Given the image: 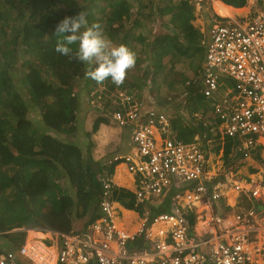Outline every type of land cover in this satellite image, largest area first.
Masks as SVG:
<instances>
[{"label": "built area", "instance_id": "obj_1", "mask_svg": "<svg viewBox=\"0 0 264 264\" xmlns=\"http://www.w3.org/2000/svg\"><path fill=\"white\" fill-rule=\"evenodd\" d=\"M257 1L239 17L246 22L213 24L202 37L203 69L196 90L190 81L187 86L192 96L213 103L203 121L209 132L184 143L157 101L116 100L124 112L113 119L132 133L130 150L115 161H125L139 203L168 209L153 219L162 224L157 234L146 222L131 234L117 231L105 183L104 218L94 226L102 240L55 233L47 235L50 244L31 236L1 242L0 264H90L93 257L97 264H264V182L243 177L239 166L223 160L226 139L246 160L264 135V0ZM218 148L215 164L212 150ZM141 238L146 247L132 250L130 242Z\"/></svg>", "mask_w": 264, "mask_h": 264}, {"label": "trees", "instance_id": "obj_2", "mask_svg": "<svg viewBox=\"0 0 264 264\" xmlns=\"http://www.w3.org/2000/svg\"><path fill=\"white\" fill-rule=\"evenodd\" d=\"M87 1L81 0L80 4L83 6L78 7L76 0H0V173H5L6 168L11 173L15 172L14 175L8 173L9 175L0 178V231L15 227L46 226L68 232L73 222L75 200L78 205L76 217L81 218L89 211L90 201L97 199L98 202L102 196V186L97 178L99 173H104L105 170L102 171L101 166V169L96 170L94 161L89 160L87 163L81 151L76 145H72V142L66 144L59 137L48 132L40 133L34 128L32 120L27 119L29 104L21 94L25 89L30 100L43 107V120L52 132L73 134L76 130L73 126L79 103L78 94L73 92L75 84L77 80L92 84L89 94L92 93L94 86L92 82H88V73L84 72L86 61L81 51V40L69 29L67 16L78 20ZM94 1L100 3L94 6L100 12L105 11L107 7L112 9L111 14L106 16L109 25L120 21L130 10L128 1L125 0ZM222 1L236 8L245 7L247 4V0ZM213 8L219 14L215 6ZM166 9L174 14L173 9L165 7L160 12L162 16ZM185 9L182 37L179 40L178 36L168 39L167 45L159 48L156 60L154 56V66L148 65L145 70L147 72L145 78L148 76L152 78L151 93L163 84L175 91L179 80L176 77L171 78L174 72L169 65L168 57H171V51L186 58L191 70L198 74L201 70L205 55L201 46L202 35L192 25L196 18L193 9L188 6H185ZM229 9L230 17L246 11ZM89 15L91 13L85 18L89 21L88 28L92 33L96 32L97 46L102 50L106 46L105 42L100 40L104 26L91 22ZM134 20L138 23L137 27H142L145 21L140 16H136ZM129 37L137 43L142 39L141 34L120 39L122 43L119 44L118 52L129 55L126 41ZM21 46L26 55L38 60L37 64L32 62L31 70L26 73L21 72L20 67L14 64L12 59L15 50ZM107 52L112 55L111 50L108 49ZM197 59H200L198 63ZM112 73L113 71H105L107 78H111ZM100 76L97 85L105 84ZM158 78L162 81L160 82ZM110 83L114 89L116 87L114 81ZM158 93L156 91V96L153 94L158 100L157 104L165 103L161 101L162 97L158 96ZM50 98L52 102H49ZM186 104L193 113L200 112L203 117L213 108L212 101L198 95L189 97ZM160 110L163 111L162 108ZM116 111H123V108L119 106L111 110L112 113ZM99 122L108 124L106 119ZM179 126L178 122H173L175 130L179 129ZM196 128L199 132H209V128L205 127L203 122ZM181 129L182 126L179 133L185 136ZM188 129V134L196 133L193 128ZM96 130L98 127H95ZM125 131L129 135L132 133L131 128ZM208 137L213 136L210 134ZM113 171L114 168L108 170V173ZM63 174L69 178L71 192L55 182L56 175L62 178ZM113 190L112 199L120 200L126 208L135 210L134 196L131 195V200L126 202L121 197L125 190L117 187H113ZM137 210H141V207ZM98 217L100 215L95 214L91 221ZM23 236L24 234H21L19 238ZM142 244V240H136L131 243V247L138 248Z\"/></svg>", "mask_w": 264, "mask_h": 264}, {"label": "rangeland", "instance_id": "obj_3", "mask_svg": "<svg viewBox=\"0 0 264 264\" xmlns=\"http://www.w3.org/2000/svg\"><path fill=\"white\" fill-rule=\"evenodd\" d=\"M125 1H128L132 4L134 3V0ZM80 3H82L81 0H76V5L78 7L83 6V4L81 5ZM95 5H100V3L98 1L95 2L94 0H88L87 5L84 6L82 16L79 17L77 21H73L72 18L67 16V19H69V29L77 38L81 40V48L85 55L86 61V65L84 67L86 70L84 72L88 73V82H92L94 86L92 93L89 94V89L92 87V84L88 85L87 82L82 80H77L75 84L73 92L76 95L78 94L77 102L79 103V108L73 126L76 128V130L73 132V134H59L52 132V130H50V128L45 125L46 122L43 120V107L32 102L25 89H23L24 93L21 94L25 97L26 102L29 104L30 108L27 110V119L35 122L36 125L34 126L36 127L34 128H36L40 133L48 132L51 135L57 136L60 139L64 140L66 144H71V142L73 143L72 145H74V143L77 144V148L81 151V154L83 155L84 160H86L87 163L89 162V159H91V156H93V153H95L96 150H99L98 158L93 163L96 164V170L98 168H102L103 171L104 168L109 167L108 159L112 156V154H114L113 150H110L111 145L120 148L119 152L116 153L118 150L115 151V154L113 156L125 155L127 152H125L124 150L130 148L129 134H126L127 132L125 131V129H122L116 123L114 124L111 122L112 120L110 117V113H108L107 111L112 110L115 106V100H118L119 97L118 94L123 93L120 90H124L125 94H127L130 90L133 89H137L139 91H148L149 89H151V84H149L148 89H146V83L148 82V79L151 78V76H148V78L146 79L145 77L147 76V72L145 70H147L148 65L154 66V60H151L149 57L151 55L156 57L158 50H153L151 53L146 54L147 52H150V50L146 49V53H141L139 58L137 59V65L130 63L131 59H127V61H124L122 59L123 57L120 54L118 55V47H116V44L119 43V40L124 37H128L129 34L133 31L131 33L132 35L137 36L139 34H142L144 38L147 39V42L152 41L154 40V37L152 33H150V31L153 28V25L147 22L143 23L142 27H137L138 23L134 20L137 14L134 15L133 13L130 15H125L120 21L112 22V24L109 25L106 22V16L110 15L112 9L107 7L105 11L100 12L99 9H96L94 7ZM213 6L211 5V2L209 0H206L205 2H202V10L200 12L201 16H199V11H195L196 18H206L202 21L205 31L209 30L213 24L223 22L221 19L215 17L216 15L214 13L215 10ZM135 9L136 5L134 6V10ZM255 9L256 8L254 6L253 10ZM145 10L146 9H143V16ZM88 13H91V15H89L90 19L92 20L91 22L101 23L104 26V28L102 29V35L106 46L102 50L97 46L98 42L95 34H93V37H90V39L86 41L87 34L90 30H87L85 25L77 26L79 21L88 24L87 22L89 21L85 19ZM235 18L239 22H246V19H241L238 16H235ZM169 19L170 17H166L160 20L159 15H157L152 19V23L163 24L168 22ZM199 22L200 21H197L196 19L192 22V25L197 26L199 25ZM155 29H157L156 25L154 26L153 30ZM108 48L112 52V55H110L111 57L109 58H107ZM143 50L144 49H142V52ZM171 54V57H168L170 60V68L172 69V71L174 70L171 78L176 77L179 80L178 84L175 88V91H172L165 84L160 85L159 89L156 90L159 92L158 96L161 95L162 97L160 98L162 99L161 101H164L168 106L170 103H177L178 101H180V99H182V97L184 96L183 94L188 96L186 90L187 88L191 89L190 86H187L188 81L192 83L193 86L191 87H194L195 89L196 82L198 81L197 79L203 69L204 61L202 60V67L198 74V72H196L195 70H191L188 62L186 61V58L175 55V51H171ZM204 58L205 57H203V59ZM12 59L14 61V64H17V66L20 67L21 72L25 73L31 70L32 62H34V64L38 63V60H36L34 57L26 55L24 53V49L22 46L18 47L17 51L15 50ZM199 60L200 59H197L196 63H198ZM104 68L107 70H114L111 78H107L106 75L103 74ZM150 68L151 70H154L152 67ZM99 76L100 78L104 79L105 84L97 85ZM120 76H122L123 79L126 78V81L123 83V85L119 82V80H121L119 79ZM113 79L116 84V87L114 89L111 88L112 83H110V81H112ZM158 80H160V78H158ZM161 81L162 80H160V82ZM16 83H18V81H16ZM119 83L121 86L119 85ZM185 86H187V88H185ZM156 91L153 92L154 95H156ZM169 98L171 99V101H169ZM148 99H150V96H142L143 102H147ZM176 100L178 101L176 102ZM52 101L53 100L50 98L49 102ZM178 104H180V102H178ZM107 105H109L110 107L108 108ZM173 106V104L169 106L171 111H173ZM177 108L178 110L180 109L179 107ZM101 119L108 120V124L99 122ZM192 121L194 123V120ZM95 127H98V130L95 131ZM123 131H125V133ZM261 138L264 139V135H262ZM124 162L125 161L122 159L121 163L124 164ZM229 164L233 166H241V172L247 171V167H245L247 164H244L243 162L241 163V165H239L240 163L236 164L230 161ZM12 167L14 168V165H12ZM105 171L107 173L108 170L105 169ZM118 171L122 172L121 168H118ZM4 172L5 173H0V178L4 177L6 174L9 175L8 173H10V175L15 174V172L11 173V171H8V168H6ZM122 174L125 176V173ZM242 174L243 173H241V175ZM62 181L63 179L60 180V182ZM65 184H67V182L64 180V187H66ZM163 211H166L164 206H160L158 209L153 210L155 214ZM91 214L92 213L90 211L87 212L86 216L88 219L91 217ZM117 218L122 221V217L117 216Z\"/></svg>", "mask_w": 264, "mask_h": 264}, {"label": "clouds", "instance_id": "obj_4", "mask_svg": "<svg viewBox=\"0 0 264 264\" xmlns=\"http://www.w3.org/2000/svg\"><path fill=\"white\" fill-rule=\"evenodd\" d=\"M194 2H196V3H202V2H205L206 0H203V1H197V0H193ZM210 2H211V5L213 6V4L214 3H212L213 2V0H209ZM216 1V0H215ZM218 1H222V0H218ZM251 2H252V5L253 6H255V8H256V6H258L259 5V2L257 1V0H250ZM247 2H248V0H247ZM226 4V3H225ZM228 5V4H227ZM111 9V8H110ZM143 9H146L145 10V13H144V16H143ZM143 9H139V13L137 14V16H140V17H142L145 21H143V23H150V24H152L153 25V27H154V24H156V23H152V19L153 18H155L157 15H159L160 14V12H157V11H155V9H154V7H149V6H147V7H143ZM250 10H253V8L251 9L250 8ZM215 12V11H214ZM111 14V13H110ZM216 15V14H215ZM216 18L217 17H219L218 15H216L215 16ZM221 18V17H220ZM232 17H228V18H221L222 19V21H227V20H230ZM73 20V19H72ZM73 21H77V20H73ZM142 23V24H143ZM67 24H69V21L67 22ZM158 24V23H157ZM79 25H85V27H86V29L87 30H90L89 28H88V25L86 24V23H83L82 21H79L78 22V24H77V26H79ZM76 26V27H77ZM133 32V31H132ZM131 32V33H132ZM129 34V35H132V34ZM93 34H95V35H97L96 34V32L95 33H92L91 32V30L89 31V33L87 34V38H86V41H88L89 39H90V37H93ZM142 35V34H141ZM96 39H97V42H98V36H96ZM128 39V38H127ZM100 40L101 41H103V42H105L104 40H103V35L100 37ZM201 40H202V37H201ZM202 46V45H201ZM81 51H82V48H81ZM108 51V50H107ZM83 52V51H82ZM137 52H138V54H137ZM141 53H146V50H143V52L142 51H138V50H136V52H133V51H130L129 50V55H125L123 52H118V55L120 54L123 58V60L124 61H127V59H131V62L130 63H133V64H135V65H137V59L139 58V56H140V54ZM102 54H104V53H102ZM146 54H149V52H147ZM109 57H111L110 55H108L107 54V58H109ZM155 59H156V57H155ZM154 60V59H153ZM147 67H149V66H147ZM107 69H103V74H105V71H106ZM109 71H113V73H114V70L113 69H110ZM87 72V71H86ZM119 77V76H118ZM117 77V78H118ZM119 79H121V80H119V82L123 85V83L126 81V78L125 79H123L122 78V76H120V78ZM113 81H114V79H113ZM116 81V80H115ZM115 83V82H114ZM120 83H119V85H120ZM149 84H151L150 86H151V89H149L148 91L147 90H141V91H139V90H137V89H133V90H130L129 91V93H127V94H125V91L124 90H120L121 92H123V93H119L118 95L119 96H121V95H128V96H131V97H133V98H135L136 100H138L139 102L141 101V102H143L142 101V96L144 95V96H150V99H148L147 100V102H143L144 103V105H148V106H151L152 104H153V101H157V103H158V100H156V98H155V96H153L152 94L153 93H151L152 92V86H153V83H152V78H149L148 79V82L146 83V89H148V87H149ZM115 86H116V84H115ZM121 86V85H120ZM138 88V87H137ZM128 89V88H127ZM191 89H188V91L190 92L189 93V97H191L192 95V92L190 91ZM115 100V99H114ZM184 98L183 99H180V101H178V100H176V102L178 101V102H180V104H178V102L177 103H175V102H173V103H170L169 104V106L170 105H174L173 106V110H174V113H172L169 109H170V107L168 106V105H166L165 103H163V104H160V106L156 103V107H157V105H158V107L157 108H159V110H160V108H162L163 109V111L166 113V115L167 116H169V118L171 119V123H173L174 121H177L178 122V124L180 125V126H182V129L181 130H183V132L187 135V136H194V138L192 139V140H182V139H180L179 137L180 136H182L180 133H179V131H180V126H179V129H174V127H172L173 128V130H174V132H175V135H176V137L178 138V139H180L181 141H183L184 143H190V142H193V141H195V136L196 135H198V134H200V132L197 130V128H196V126L200 123V122H203V121H205V120H207V118H206V116L205 117H203L201 114H200V112H198V113H193L192 111H191V109L187 106V104H184ZM207 100V99H206ZM115 107H119L118 105H117V103H116V100H115V106L113 107V109L115 108ZM177 107H179L180 109L178 110V108ZM108 113H110V116L112 117V120L114 121V119H113V114L115 113V112H111V110H108L107 111ZM193 114V115H192ZM199 117V116H202V119H201V121L200 122H198L197 124H195V123H193V121L192 120H194L196 117ZM29 120V119H28ZM33 122V121H32ZM116 123V122H115ZM204 123V122H203ZM117 124V123H116ZM34 125H36L35 124V122H33V127H36V126H34ZM118 125V124H117ZM188 128H193L195 131H196V133H194V134H188L189 133V129ZM186 129V130H185ZM188 129V130H187ZM201 133H203V132H201ZM261 139V138H260ZM225 143H226V146H224V149L225 150H223V153H224V155L226 156V157H223V160L224 161H226V163H230V161H232V163H240L239 165H241V162H243L244 164H247V162H248V159L249 158H254L255 157V153L257 152V153H261V151L262 150H264V139L262 138L261 140H260V144L257 146V149H255L253 152H252V154L248 157V158H246V160L244 159V158H242V157H240L238 154V156L237 155H235L234 154V152H233V147H232V145H231V141L230 140H228V139H226L225 141H224ZM220 148H218V150H215V151H213L212 150V154H213V157H214V162H215V164H216V162H217V156H219V154H220V150H219ZM119 150H120V148L118 149V151L116 152V153H118L119 152ZM227 151H228V154H227ZM118 156H120V155H118ZM118 156H113L111 159L109 158L108 159V166H111V167H113L114 165H118V164H121V160H119V161H115V158L116 157H118ZM220 161V159L218 158V162ZM240 161V162H239ZM126 165V164H125ZM107 166V165H106ZM239 167H241V166H239ZM107 168V167H106ZM106 168H104V170L106 169ZM127 172H128V170H127ZM129 173V172H128ZM100 175H102L101 173H99ZM129 175L132 177V175L129 173ZM106 176V175H105ZM62 179H67V184H65L66 185V187H64V185H63V182H64V180L62 181V182H60V180H62ZM97 180H98V182L101 184V186H102V195L104 194V192H105V183H108V182H106L105 180H101V179H99V177L97 178ZM132 180H133V177H132ZM55 182L56 183H58L59 185H61L62 186V188L63 189H68V191L69 192H71V184H70V182H69V178L65 175V174H63V176H62V178H59L57 175H56V178H55ZM134 182V181H133ZM110 187H109V193L111 194V196L113 197L114 196V190H113V187H117V188H120V189H123V190H126L127 191V189H128V187L127 186H119V185H114L113 187L111 186V184H108ZM136 188H135V190H134V192H130V193H132V195L135 197V200H136V202L138 203V208L139 207H141V210H138L141 214H143V222H142V224L137 228V229H135L134 230V232H136L138 229H141L142 228V226H143V223L144 222H146V224H148L149 226H152V225H156V224H158V223H155L154 221H153V219L154 218H157V216L159 215V214H162V213H164V212H166V211H163V212H160V213H157V214H155L154 212H153V210L154 209H158L159 207H156L155 205L158 203V202H153V203H139V201L137 200V197H136ZM101 197L102 196H100V200L98 201V205H97V208L99 209V211H100V217H98L97 219H95L94 221H89V223H87L83 228H81L80 229V231L78 232V233H76V234H68V233H64V232H61V231H59V230H57V229H50V228H48V227H46V226H33V227H15V228H13V229H10V230H4V231H0V243L1 242H3V243H7V242H10V241H14V240H18V241H23V240H25L27 237H29V236H31V237H35V238H38V239H41V240H44V239H46L44 242L45 243H47V244H50L49 243V240H50V236H51V238H53L54 236H55V233H61V234H67V235H83L84 237H87V236H95L97 239H99L98 237H97V234H99V235H101V233L99 232V231H97L96 232V230H95V228H94V226L95 225H97L98 223H100V221L104 218V214H103V212H102V209H101V207H100V203H101ZM123 198H126V196L125 197H123ZM111 205H112V209H113V221H114V223H115V220L116 219H118L117 218V216H119V217H121V215H120V212H121V207L120 206H123L124 207V205L122 204V202L121 201H119V200H117V199H112V203H111ZM97 209V210H98ZM117 209H119V213L117 214ZM166 209V208H165ZM166 210H168V209H166ZM87 215V214H86ZM85 215V216H86ZM146 216H148V217H146ZM146 218H149L148 219V221H145L146 220ZM116 225V224H115ZM116 229H117V231H119L118 230V228H117V226H116ZM120 232H123V231H120ZM134 232H130V234L131 233H134ZM125 233H129V232H125ZM21 234H24V236H23V238H19V235H21ZM50 235V236H47V235ZM154 234H157V233H154ZM40 235V236H39ZM101 237H102V235H101ZM137 240H142V245L140 246V247H138V248H132L131 247V243L133 242H135V241H132V242H130V248L132 249V250H134V249H140V248H145L146 247V244H145V241H144V239L143 238H141V239H137ZM92 263H94V264H97V262L95 263V261L94 260H92V262H90V264H92ZM58 264H60V263H58Z\"/></svg>", "mask_w": 264, "mask_h": 264}, {"label": "crops", "instance_id": "obj_5", "mask_svg": "<svg viewBox=\"0 0 264 264\" xmlns=\"http://www.w3.org/2000/svg\"><path fill=\"white\" fill-rule=\"evenodd\" d=\"M215 0H213L212 3H214ZM222 2L226 7L228 8H232L234 10H246L244 11L242 14H234V16H232V18H235V16L241 17V16H247L248 15V11H251L250 8H254V6L252 5V2L250 0H248L247 4L245 7L242 8H236L234 6H230L225 4L223 1ZM136 5V9L134 10V6ZM154 7L155 11L157 12H161V10H163L165 7H168L169 9H173L174 10V14L166 9L163 12V16L161 14H159L160 20L166 18V17H170L169 21L166 23H160V24H155L157 29L153 30L154 27L151 29L150 33H152L154 40L147 42V39L144 38V36L142 35V39L139 43H137L132 37H129L126 41L128 44V49L130 51L136 52V50L138 51H142V49L146 50H150L149 53H151L153 50H159V48L162 47V45H167L168 42H166L168 39H173L176 38V36H178L179 38H177L178 40L182 37V29H183V25H184V16L186 14V9L185 6L190 7L191 9H193L194 11V16H195V11H199V16H201L200 12L202 10V3H196L193 0H134V3H130L128 2V9L130 7V10L128 11V14L126 15H130V14H138L139 13V9H143V7ZM177 9V12H176ZM247 12V13H246ZM216 15H218L221 18H228L229 16H221L220 14H218L217 12H214ZM125 16V15H124ZM123 16V17H124ZM196 17V16H195ZM230 18V17H229ZM197 19V21L199 22V25L194 26L196 29H198L202 35V37H204L205 34H207L209 30L205 31V28L203 27V19H206L205 17H199V18H195V20ZM154 25V26H155ZM213 26V25H212ZM166 42V43H161V42ZM122 43L119 40V43L116 44V47H119V44ZM161 44V46H160ZM109 49V48H108ZM151 60L154 59V56H150L149 57ZM204 62V61H203ZM173 72V71H172ZM189 82V81H188ZM170 88V87H169ZM187 95L183 94L184 96L182 97V99L184 98V104H186V100L189 98V91L187 88ZM111 117V116H110ZM112 120V117H111ZM110 120V121H111ZM112 123L115 124V121H111ZM177 122V121H175ZM106 124V123H105ZM182 140H192L194 138V136H187V135H182L179 137ZM74 145L77 146V144L74 143ZM119 148H117V146H110V150H113V153L115 154V151H117ZM108 150H109V145H108ZM130 150V148L125 149V152H128ZM111 157H109L110 159L113 157V155ZM99 155V150H96L95 153H93V156H91V161H96ZM261 160V161H260ZM242 163V162H241ZM125 164V163H124ZM124 164H118V165H114L113 167L109 166L106 169L110 170L112 168H114L113 173H102V175H98L99 179L101 180H105L106 182H108V184H111V186L113 187L114 185H119V186H127L128 189L127 191L121 196L122 198L126 196V198H124L123 200H125L126 202H129L131 200V195L132 193L130 192H134L135 188H136V184L133 182L132 177L129 175V173L127 172V166ZM120 165V166H119ZM124 167V168H123ZM247 167V171L244 172L242 174V176H245V178L249 179H254V180H259V181H263L264 182V150L261 151V153H255V157L254 158H249L247 165L245 166ZM118 168H121V170L123 172L121 173H117ZM125 173V176L122 174ZM106 175V176H105ZM253 176V177H252ZM67 182V179H63ZM133 196V195H132ZM135 200V197H134ZM95 201V202H93ZM97 199H92L90 201V208L89 211L92 213L91 217L88 219L87 216L78 218L76 217V215L78 214V205H77V201L75 200V208L73 211V222L71 223V227H70V231L65 232V231H61L64 233H68V234H76L80 231L81 228H83L87 223H89V221H91L92 217L95 214L100 215V211L99 209L97 210V205L98 202H96ZM120 201V200H119ZM121 208V212L120 215L122 217V221H120L119 219H116V222L118 223V227H123L127 230H120L119 231H123V232H134L135 229H137L141 224H142V220H143V214H141L137 208H138V203L135 200V210H131L126 208L125 206H120ZM88 211V212H89ZM119 209H117V214ZM159 227H161V224L156 225L154 232H158L159 231ZM198 235H200V232H197ZM40 236V235H39ZM97 237L102 240L101 235L97 234ZM94 264V263H92Z\"/></svg>", "mask_w": 264, "mask_h": 264}, {"label": "bare ground", "instance_id": "obj_6", "mask_svg": "<svg viewBox=\"0 0 264 264\" xmlns=\"http://www.w3.org/2000/svg\"><path fill=\"white\" fill-rule=\"evenodd\" d=\"M214 6H215V9L219 12V14L221 15V16H224V15H227V16H229L230 17V9L229 8H226L223 4H221L220 2H218V1H215L214 2ZM249 12V11H248ZM120 166V165H119ZM123 172V171H122ZM118 173H121V172H119L118 171ZM115 224H116V226H117V228L118 229H120V230H127V229H125L124 228V226L123 227H118V223L116 222V220H115ZM156 225H158V224H156ZM156 225H154V227H153V232H154V229H155V227H156ZM161 226H162V224H161ZM201 227V226H200ZM201 231V228H199V230H198V232H200ZM130 233V232H129ZM155 233V232H154ZM44 251V250H43ZM55 263V260L53 261V263L52 264H54Z\"/></svg>", "mask_w": 264, "mask_h": 264}, {"label": "flooded vegetation", "instance_id": "obj_7", "mask_svg": "<svg viewBox=\"0 0 264 264\" xmlns=\"http://www.w3.org/2000/svg\"><path fill=\"white\" fill-rule=\"evenodd\" d=\"M169 110H170V109H169ZM170 111H171V110H170ZM171 112L174 113V110L171 111ZM197 118H198L199 121L197 120ZM201 119H202V116L196 117V118L194 119V123L200 122ZM172 127H173V123H172Z\"/></svg>", "mask_w": 264, "mask_h": 264}, {"label": "water", "instance_id": "obj_8", "mask_svg": "<svg viewBox=\"0 0 264 264\" xmlns=\"http://www.w3.org/2000/svg\"><path fill=\"white\" fill-rule=\"evenodd\" d=\"M93 260L95 261V263H96V259L93 257Z\"/></svg>", "mask_w": 264, "mask_h": 264}]
</instances>
